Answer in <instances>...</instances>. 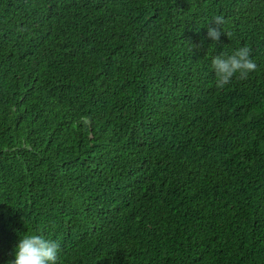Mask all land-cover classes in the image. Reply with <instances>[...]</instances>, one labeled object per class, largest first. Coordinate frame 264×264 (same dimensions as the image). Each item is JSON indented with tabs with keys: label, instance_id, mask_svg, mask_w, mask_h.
<instances>
[{
	"label": "trees",
	"instance_id": "1",
	"mask_svg": "<svg viewBox=\"0 0 264 264\" xmlns=\"http://www.w3.org/2000/svg\"><path fill=\"white\" fill-rule=\"evenodd\" d=\"M224 45L257 69L218 88ZM95 167L112 175L93 189ZM262 183L264 0H0V264L18 231L56 240L58 264H264ZM195 196L207 215L170 238ZM79 211L128 244L102 260Z\"/></svg>",
	"mask_w": 264,
	"mask_h": 264
},
{
	"label": "clouds",
	"instance_id": "2",
	"mask_svg": "<svg viewBox=\"0 0 264 264\" xmlns=\"http://www.w3.org/2000/svg\"><path fill=\"white\" fill-rule=\"evenodd\" d=\"M225 22L226 21L223 16L215 15L208 22L207 38H210L214 43H216L219 41L222 33L227 36L228 33L223 31L225 30L223 29ZM224 46V49H222L223 54L212 57L210 65L212 71L215 74L216 86L218 88H223L225 85L229 84L234 77H238L241 80L247 79L248 76L251 73L255 72L257 69V64L251 58V51L247 46L240 47L231 55H227L226 45ZM82 119L87 120L88 118L84 117ZM108 153L111 155H116L112 151H109ZM97 168L99 171H97ZM82 171L83 173L88 171L91 175L90 179H94L95 176L98 177L99 175H102V178L95 179L93 189L101 182H106V174H111L105 172L101 167H95L94 170L84 168ZM224 173H229L226 166L224 168ZM146 190H155L158 193V195L154 198L156 208L164 207L159 202V194L161 191L165 192L164 189L160 190L156 188H147ZM211 198L212 196H208L206 197V202L196 203L197 198L195 196L194 207H196V209L200 213L197 216L191 215L190 217H187L188 219L185 218L182 221L174 224L172 228L167 231L171 233L170 238H172L174 232L181 226L193 233H196V225H194V221L196 219L202 220L205 214L207 215L209 208L208 205ZM145 202L146 201L142 193L140 194L138 203L133 202L137 209L136 216L141 213ZM79 213L84 214V216H82L81 218L85 221V223L72 220V223L69 227L76 234H82V240H86L88 242V245L97 252L101 247H103L104 244H107L109 246L107 255H100L102 260L107 261L114 255H117V247H120L119 241L128 244L123 235L122 229H120L117 225L114 224L116 226V231L112 232L106 237L109 232L107 229L108 227H110V223H108L104 229H100L93 222V219L89 213L85 211H79ZM161 220L162 217L157 223L162 227ZM136 224L140 225L141 221L138 220ZM146 224L147 226H151V224L147 222ZM175 233L177 234V232ZM11 236L14 238V233H12ZM16 241H18V243L14 249V258L9 261L8 264H58V254L65 253V250L60 248V245L56 240L47 239L40 232L29 234L23 233L21 231L15 232V242ZM65 254L69 255V253ZM91 258L92 255H90L84 248H82V253L78 261H91ZM220 261H223V259H221ZM251 261H264V259L263 257H251Z\"/></svg>",
	"mask_w": 264,
	"mask_h": 264
}]
</instances>
